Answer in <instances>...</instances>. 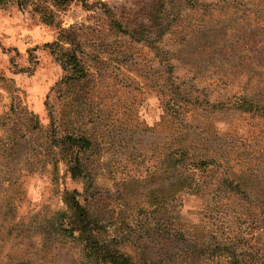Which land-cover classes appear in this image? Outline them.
I'll return each instance as SVG.
<instances>
[{"label": "rangeland", "instance_id": "374dc122", "mask_svg": "<svg viewBox=\"0 0 264 264\" xmlns=\"http://www.w3.org/2000/svg\"><path fill=\"white\" fill-rule=\"evenodd\" d=\"M160 10L175 13L166 31L149 16ZM54 11L46 25L32 7L0 6V264L20 248H41L37 264L78 258V243L43 239L64 190L135 264L143 248H172L144 246L160 216L153 198L191 248H239L244 264H264V110L233 107L264 106V0H76ZM60 27L80 37V80H65L44 47ZM69 133L90 150L64 144ZM171 153L196 166L175 172ZM74 155L91 188L68 173Z\"/></svg>", "mask_w": 264, "mask_h": 264}, {"label": "trees", "instance_id": "16d2710c", "mask_svg": "<svg viewBox=\"0 0 264 264\" xmlns=\"http://www.w3.org/2000/svg\"><path fill=\"white\" fill-rule=\"evenodd\" d=\"M74 1L76 0H0V6L12 2L20 10L32 7L33 13L39 16L41 22L46 25H56V12L54 10H64L65 7ZM161 7H163L162 4ZM172 15L175 17V13ZM172 15L164 13L161 10L156 13L153 11L149 13V16L155 21L160 18L163 23V31H166L170 26V22H172L170 18H173ZM163 20L167 21L164 23ZM116 27L120 31H124L122 30V26L116 24ZM66 45L68 47H65ZM44 47L49 50L50 54L68 74L65 80L70 79L74 81L84 78L85 72L80 66L78 58V53L81 50L80 37L73 30H65L60 27L57 38L53 42L45 44ZM162 55L165 56L166 54L162 52ZM169 60L165 59L168 64ZM176 96L174 94L171 95L170 101H173V104L169 106L170 101L168 104L171 107L169 109L174 113H177L175 109H180V105L176 104ZM234 105V109L246 113H257L264 110V106H261L252 97L241 98ZM62 142L71 148H76L78 152L88 151L92 146L87 138L73 133L66 134ZM181 153L184 155L183 152H179V154ZM171 155L173 154L171 153L168 156V162L171 163L175 172L180 169H187L188 165L193 168L196 166L190 162L183 164L184 156H181L177 160L173 159ZM67 166V171L71 178H82L86 186H88L87 188L92 187L90 180H88L89 176L82 170L79 155H74L70 158ZM205 166L206 163H199L197 165L200 168ZM80 196L75 190H64L62 202L65 209L55 213L49 220V225L45 228L47 233L43 236V239L48 241L49 244L50 241L63 244L78 243L81 247L80 252L78 258L72 264H135L130 256L119 250L117 240L105 236V233H103L105 230H103V226L100 224L102 220H97L92 216L90 205H83L79 200ZM156 199H152L155 202L152 205L154 208L152 212H154L153 214L158 213L160 216L153 218V228H145L143 230L146 238L144 246L146 247L148 242H155L157 245L167 243L168 247L172 246V248H158L157 250L155 248H143V264H208L219 258H225L226 264H244L243 259L245 254L240 252L239 248H191L188 243L189 241L185 239L183 234L164 224L163 219L168 215V205ZM149 207L151 206L149 205ZM145 218L148 219V217ZM178 246H184V248H178ZM40 249L20 248L13 256L11 254L4 258L7 259V264H37L38 260L41 262L38 259L41 253Z\"/></svg>", "mask_w": 264, "mask_h": 264}]
</instances>
